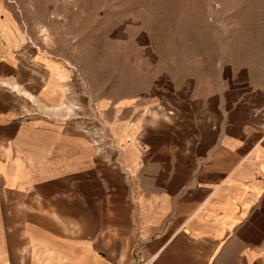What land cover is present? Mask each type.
<instances>
[{
	"label": "crops",
	"instance_id": "obj_1",
	"mask_svg": "<svg viewBox=\"0 0 264 264\" xmlns=\"http://www.w3.org/2000/svg\"><path fill=\"white\" fill-rule=\"evenodd\" d=\"M42 10L0 0V264H264V62L85 61Z\"/></svg>",
	"mask_w": 264,
	"mask_h": 264
},
{
	"label": "rangeland",
	"instance_id": "obj_2",
	"mask_svg": "<svg viewBox=\"0 0 264 264\" xmlns=\"http://www.w3.org/2000/svg\"><path fill=\"white\" fill-rule=\"evenodd\" d=\"M9 1L27 2L36 17L43 15L44 9L48 23L57 29L59 24L50 16L61 15L66 19L68 45L75 42L74 32L88 36L93 31L88 38L90 42L83 44L85 61L90 59L86 51L93 53L94 60H111L113 41L115 50L122 55L129 37L132 61H140L143 56L148 66H154L159 50L189 63L202 52L211 51L212 45L228 49L233 46L232 50L244 63L264 62V0ZM149 96H153V88ZM82 108L70 110L65 120L88 138V130H102L106 137L101 120ZM106 145L110 147L111 143L103 142V150L108 149Z\"/></svg>",
	"mask_w": 264,
	"mask_h": 264
},
{
	"label": "built area",
	"instance_id": "obj_3",
	"mask_svg": "<svg viewBox=\"0 0 264 264\" xmlns=\"http://www.w3.org/2000/svg\"><path fill=\"white\" fill-rule=\"evenodd\" d=\"M11 3H14V5L17 6V4L15 3V1H11ZM18 13L20 14L21 12L18 10ZM50 18L53 19L55 22H57V23L61 26L62 30H65V29H66V19L63 18L61 15L54 14V15H51ZM22 26H23V28H24V30H25V29H26V25H25L24 22H22ZM27 39H28V43H29L34 49H37V50L39 49V47H37V46H35V45L32 44V42H31V40H30L29 38H27ZM41 51H42L43 53H46L45 50H41ZM94 132H95V138H96V139H100V138H101V140H100L98 143H96L94 140H92V141H93V143H94L97 147H98V145H101V148H102L101 150H103L102 143L106 141V139H105L106 137L103 136V132H102V130H99V131L95 130ZM101 135H102V136H101ZM99 136H101V137H99Z\"/></svg>",
	"mask_w": 264,
	"mask_h": 264
}]
</instances>
